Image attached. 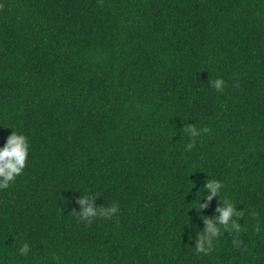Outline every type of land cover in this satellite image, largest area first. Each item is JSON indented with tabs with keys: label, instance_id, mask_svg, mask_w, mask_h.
<instances>
[{
	"label": "trees",
	"instance_id": "obj_1",
	"mask_svg": "<svg viewBox=\"0 0 264 264\" xmlns=\"http://www.w3.org/2000/svg\"><path fill=\"white\" fill-rule=\"evenodd\" d=\"M188 123L209 129L191 149ZM12 131L0 264H264V0H0V147ZM82 193L118 213L77 220ZM224 199L241 230L197 252Z\"/></svg>",
	"mask_w": 264,
	"mask_h": 264
},
{
	"label": "clouds",
	"instance_id": "obj_2",
	"mask_svg": "<svg viewBox=\"0 0 264 264\" xmlns=\"http://www.w3.org/2000/svg\"><path fill=\"white\" fill-rule=\"evenodd\" d=\"M210 87L217 91H222L225 81L221 77L209 80ZM182 131L190 138L189 142L185 145V149H191L195 142V138L201 133L209 131L207 127L198 128L196 124L184 125ZM29 142L28 138L22 132L12 131L6 138L2 147H0V189L7 188L17 176H19L26 166V161L29 155ZM223 188V184L217 179L206 180L203 189L205 195L203 200L199 201V208L203 209L207 206L204 201L210 202L213 197L218 196ZM97 198L87 193H82L77 198L79 209H74L73 214L77 220L86 223L91 222L97 217H113L118 213L119 208L117 203L113 202L109 205H97L95 203ZM223 206L216 208V213L212 218L204 217V228L198 232L195 242V250L207 254L213 248V242L222 234L221 226L225 230L239 232L241 224L238 222V217L242 216L243 210H240L230 200L224 199ZM249 214L253 217L258 213L250 211ZM243 242L239 239L233 238V246L239 248ZM30 251V245L27 242L20 244L16 253L19 256H27Z\"/></svg>",
	"mask_w": 264,
	"mask_h": 264
}]
</instances>
